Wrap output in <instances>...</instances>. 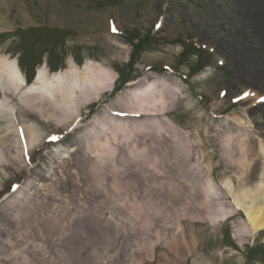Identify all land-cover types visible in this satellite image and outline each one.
I'll list each match as a JSON object with an SVG mask.
<instances>
[{
  "label": "rangeland",
  "instance_id": "1",
  "mask_svg": "<svg viewBox=\"0 0 264 264\" xmlns=\"http://www.w3.org/2000/svg\"><path fill=\"white\" fill-rule=\"evenodd\" d=\"M254 21L241 0H0V54L18 58L29 81L45 59L51 72L73 59L118 74L98 101L79 98L78 123L38 121L16 106L17 125L30 120L45 135L17 166L0 162V264H264V230L239 245L234 223L244 215L214 224L201 187L207 166L217 183L239 184L217 126L243 118L238 128L264 141V78L246 74L241 57L251 50L264 73V21ZM154 78L178 82L180 100L166 114L122 117L119 97ZM167 118L188 134L154 122ZM58 147H73L72 157L45 178ZM182 233L189 248L166 247Z\"/></svg>",
  "mask_w": 264,
  "mask_h": 264
},
{
  "label": "bare ground",
  "instance_id": "2",
  "mask_svg": "<svg viewBox=\"0 0 264 264\" xmlns=\"http://www.w3.org/2000/svg\"><path fill=\"white\" fill-rule=\"evenodd\" d=\"M241 2L244 4V14H253L256 19L254 22L262 27L263 24L260 21H264V0H241ZM22 21L25 24L29 23L26 16ZM6 30L0 26V31ZM118 45L120 48L127 49L125 44L118 43ZM249 51L246 54L243 52L241 56L243 63L248 67V71L244 72L264 78V73L256 69L253 53L250 55ZM127 52L126 57L128 58L129 49ZM117 78L118 74L115 70L102 62L87 60L80 67L75 60L69 59L67 68L51 72L45 59L43 64L38 67L34 80L29 82L18 58L0 54V162L9 165L14 163L17 166L23 150H34L43 142L45 134L34 122L23 120L21 125H17L16 106L18 104H20V111L24 109L29 111L38 121L45 119L62 124L75 115V119L80 121L82 109L79 98H84V102H86L94 97L97 101L113 88ZM150 81L148 79L132 89L130 93L119 97L118 102L128 112L125 116L148 117L157 112L166 114V110L170 109L177 100H180L182 90L177 87L178 82H173L177 85L175 86L162 78H154L152 82ZM242 121L243 118H236L235 122L233 121L234 125L225 126L228 129L226 132L217 126L214 135L218 137L222 158L236 169L234 177L239 181V184L236 185L235 180L230 176H225L217 183L209 166L206 167L207 171L203 172L201 184L204 193L203 205L214 209L213 214L209 216L214 224L227 222L236 211L244 215V224L234 223L233 230V237L241 246L244 242L243 235L255 237L264 230V141L259 137H254L250 131L238 128ZM154 122L158 124L167 122L177 136L188 134L186 130L177 126L169 118L155 119ZM116 126L123 127L124 123ZM115 129L114 127L113 130ZM110 130L112 131V129ZM197 141L202 143L200 139ZM107 146V152L113 154L115 147L109 142H107ZM73 152V147H58L52 151L51 154H55L56 159L45 170L44 177L49 178L55 171V164L65 162L72 157ZM197 155L198 160L203 156H199V153ZM19 162L22 163V161ZM257 170L259 174L256 180L251 181ZM2 182L0 178V187ZM45 182L43 180L40 187H44ZM22 192L23 190H20L17 194ZM29 200L30 196L25 195L12 217L14 220L19 217L23 205ZM178 229L183 230L180 225ZM156 235H161V231H156ZM182 241L186 244L185 248L190 247L184 233L173 236V239L167 238L165 245L172 248ZM193 242L197 243L194 236ZM151 243L152 241L148 247L152 246ZM202 260L203 257L195 258L193 264H203Z\"/></svg>",
  "mask_w": 264,
  "mask_h": 264
},
{
  "label": "snow or ice",
  "instance_id": "3",
  "mask_svg": "<svg viewBox=\"0 0 264 264\" xmlns=\"http://www.w3.org/2000/svg\"><path fill=\"white\" fill-rule=\"evenodd\" d=\"M51 139H56V137H52Z\"/></svg>",
  "mask_w": 264,
  "mask_h": 264
}]
</instances>
